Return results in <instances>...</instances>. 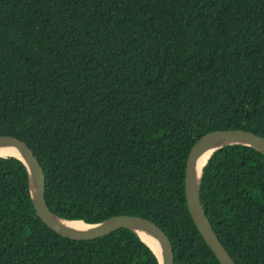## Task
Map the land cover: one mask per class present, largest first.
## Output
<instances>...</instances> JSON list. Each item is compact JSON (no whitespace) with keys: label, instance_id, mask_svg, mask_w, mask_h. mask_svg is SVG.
Instances as JSON below:
<instances>
[{"label":"trees","instance_id":"trees-1","mask_svg":"<svg viewBox=\"0 0 264 264\" xmlns=\"http://www.w3.org/2000/svg\"><path fill=\"white\" fill-rule=\"evenodd\" d=\"M264 138V0H0V136L28 145L57 216L155 223L175 264H220L184 174L205 134ZM200 202L235 264H264V154L217 150ZM0 264H159L128 230L63 238L0 157Z\"/></svg>","mask_w":264,"mask_h":264},{"label":"water","instance_id":"water-1","mask_svg":"<svg viewBox=\"0 0 264 264\" xmlns=\"http://www.w3.org/2000/svg\"><path fill=\"white\" fill-rule=\"evenodd\" d=\"M241 145L264 154V138L245 130L214 131L202 136L191 148L185 166L184 191L187 209L192 222L208 248L220 264H235L219 241L200 202V186L204 168L211 156L219 149ZM1 158L13 157L25 167L28 177L30 199L36 216L41 222L63 238L75 241H91L117 230H128L154 254L159 264H175L172 244L166 234L153 222L134 216H113L94 224L71 221L55 215L45 200V174L33 151L23 141L12 136H0ZM78 222L81 227L68 223ZM142 237L152 242V247Z\"/></svg>","mask_w":264,"mask_h":264},{"label":"bare ground","instance_id":"bare-ground-1","mask_svg":"<svg viewBox=\"0 0 264 264\" xmlns=\"http://www.w3.org/2000/svg\"><path fill=\"white\" fill-rule=\"evenodd\" d=\"M0 154H9V155H11V154H13L12 152H10V151H2V152H0ZM68 225L69 226H72V227H81V224L80 223H78V222H75V223H68ZM142 239H144L145 240V242L147 243V244H149L151 247H152V242L150 241V240H148V239H146L145 237H142Z\"/></svg>","mask_w":264,"mask_h":264}]
</instances>
